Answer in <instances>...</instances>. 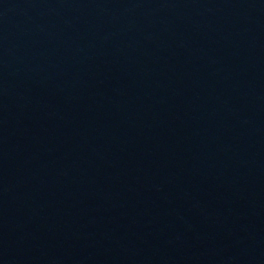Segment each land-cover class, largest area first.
Masks as SVG:
<instances>
[{"label":"water","instance_id":"water-1","mask_svg":"<svg viewBox=\"0 0 264 264\" xmlns=\"http://www.w3.org/2000/svg\"><path fill=\"white\" fill-rule=\"evenodd\" d=\"M0 264H264V0H0Z\"/></svg>","mask_w":264,"mask_h":264}]
</instances>
